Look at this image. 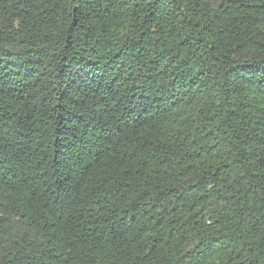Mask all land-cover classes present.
Wrapping results in <instances>:
<instances>
[{
  "label": "trees",
  "instance_id": "16d2710c",
  "mask_svg": "<svg viewBox=\"0 0 264 264\" xmlns=\"http://www.w3.org/2000/svg\"><path fill=\"white\" fill-rule=\"evenodd\" d=\"M0 264H264V0H0Z\"/></svg>",
  "mask_w": 264,
  "mask_h": 264
}]
</instances>
